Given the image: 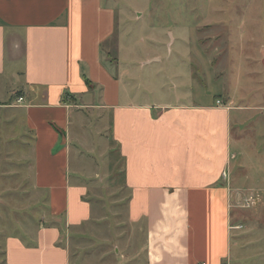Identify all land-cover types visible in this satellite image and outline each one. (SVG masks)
I'll return each instance as SVG.
<instances>
[{"label":"crops","instance_id":"obj_1","mask_svg":"<svg viewBox=\"0 0 264 264\" xmlns=\"http://www.w3.org/2000/svg\"><path fill=\"white\" fill-rule=\"evenodd\" d=\"M117 26L105 0H0V264H96L71 242L97 217L94 185L114 176L144 264H264L252 250L264 145L246 143L262 132L239 114L264 107L228 93L153 103L104 64ZM249 195L257 204L239 210Z\"/></svg>","mask_w":264,"mask_h":264},{"label":"rangeland","instance_id":"obj_2","mask_svg":"<svg viewBox=\"0 0 264 264\" xmlns=\"http://www.w3.org/2000/svg\"><path fill=\"white\" fill-rule=\"evenodd\" d=\"M105 3L116 9L118 26L104 45V64L114 73L120 67L127 76L131 71L138 89H145L153 103L178 102L179 98L205 101L228 93L236 104L264 107V0ZM94 98L95 103L104 99L101 94ZM239 114L261 127L257 131L262 133L246 138L250 152H255L264 145V119L254 112ZM93 129L99 128L95 125ZM109 150L102 154L108 157ZM261 152L264 154L262 147ZM122 170L121 164L120 173ZM91 195L98 203V214L86 239L71 242L72 253L96 264H144V236L128 221L122 180L114 176L96 183ZM243 202L239 210L254 207L244 208ZM5 218L0 217V227ZM261 226L257 231L260 238L252 240L257 254L264 252V222Z\"/></svg>","mask_w":264,"mask_h":264},{"label":"built area","instance_id":"obj_3","mask_svg":"<svg viewBox=\"0 0 264 264\" xmlns=\"http://www.w3.org/2000/svg\"><path fill=\"white\" fill-rule=\"evenodd\" d=\"M22 101H23V98H20L19 102H22ZM218 103H220V102H218ZM257 201H258V197H256L255 195H250L244 200L243 207L244 208L253 207L257 204Z\"/></svg>","mask_w":264,"mask_h":264},{"label":"trees","instance_id":"obj_4","mask_svg":"<svg viewBox=\"0 0 264 264\" xmlns=\"http://www.w3.org/2000/svg\"><path fill=\"white\" fill-rule=\"evenodd\" d=\"M86 83L88 84V86H91V82L85 77Z\"/></svg>","mask_w":264,"mask_h":264}]
</instances>
